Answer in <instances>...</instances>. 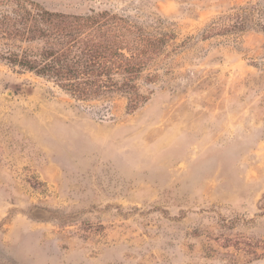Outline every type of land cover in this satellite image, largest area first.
Masks as SVG:
<instances>
[{
    "label": "rangeland",
    "instance_id": "obj_1",
    "mask_svg": "<svg viewBox=\"0 0 264 264\" xmlns=\"http://www.w3.org/2000/svg\"><path fill=\"white\" fill-rule=\"evenodd\" d=\"M27 1L166 43L136 111L0 58V264H264V0Z\"/></svg>",
    "mask_w": 264,
    "mask_h": 264
},
{
    "label": "trees",
    "instance_id": "obj_2",
    "mask_svg": "<svg viewBox=\"0 0 264 264\" xmlns=\"http://www.w3.org/2000/svg\"><path fill=\"white\" fill-rule=\"evenodd\" d=\"M1 2L14 7L0 13V39L16 44L0 54L3 61L55 83L78 100L124 93L131 111L148 101L138 81L163 52L165 37L107 11L65 15L27 0Z\"/></svg>",
    "mask_w": 264,
    "mask_h": 264
}]
</instances>
